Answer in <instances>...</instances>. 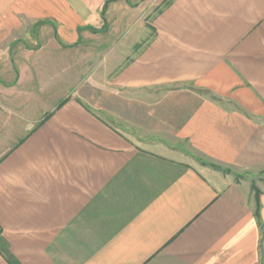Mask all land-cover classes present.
I'll return each mask as SVG.
<instances>
[{
  "label": "crops",
  "instance_id": "obj_1",
  "mask_svg": "<svg viewBox=\"0 0 264 264\" xmlns=\"http://www.w3.org/2000/svg\"><path fill=\"white\" fill-rule=\"evenodd\" d=\"M262 171L264 0H0V264H264Z\"/></svg>",
  "mask_w": 264,
  "mask_h": 264
},
{
  "label": "rangeland",
  "instance_id": "obj_2",
  "mask_svg": "<svg viewBox=\"0 0 264 264\" xmlns=\"http://www.w3.org/2000/svg\"><path fill=\"white\" fill-rule=\"evenodd\" d=\"M86 47H88V45H86ZM32 94H34V93H32ZM55 94L56 93L54 92L53 93V100H52L53 103H55L57 101V99L54 98ZM30 96L32 97L31 99H29L28 94L26 92L22 91L20 94H18L17 98L21 99V100L25 99V102H23V103H39V102H37L36 100L33 99V96H35V95H33V96L30 95ZM44 98H42V100L44 102L49 103L51 101V99H49V98H45V99ZM87 104H88V106H90L93 110H95L100 115H102L104 117L106 116V119L109 118L108 113H107V109H102V108H105L103 106H106L103 103H87ZM110 120H112V118ZM235 176L236 177L248 178V179L252 180V184L253 183H257V182H264V171L254 175V176H252V175H240V174H235Z\"/></svg>",
  "mask_w": 264,
  "mask_h": 264
},
{
  "label": "trees",
  "instance_id": "obj_3",
  "mask_svg": "<svg viewBox=\"0 0 264 264\" xmlns=\"http://www.w3.org/2000/svg\"><path fill=\"white\" fill-rule=\"evenodd\" d=\"M12 263H15V261H11Z\"/></svg>",
  "mask_w": 264,
  "mask_h": 264
}]
</instances>
